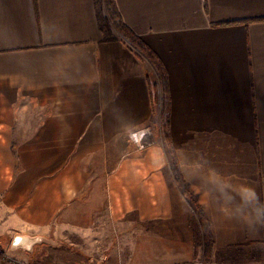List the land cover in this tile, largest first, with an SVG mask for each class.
I'll return each instance as SVG.
<instances>
[{
  "label": "crops",
  "instance_id": "0c3cea01",
  "mask_svg": "<svg viewBox=\"0 0 264 264\" xmlns=\"http://www.w3.org/2000/svg\"><path fill=\"white\" fill-rule=\"evenodd\" d=\"M116 3L142 49L104 40L94 0H0L4 252L196 264L209 231L215 258L264 261V0Z\"/></svg>",
  "mask_w": 264,
  "mask_h": 264
},
{
  "label": "rangeland",
  "instance_id": "374dc122",
  "mask_svg": "<svg viewBox=\"0 0 264 264\" xmlns=\"http://www.w3.org/2000/svg\"><path fill=\"white\" fill-rule=\"evenodd\" d=\"M115 33L117 34V32H115ZM158 95H159V93L156 90L155 96H157L156 97V104L157 105H156V110H155V114L153 116V120L151 122V125L148 127L147 130L143 131V134L138 133L139 132L138 131V132H135L133 135V137L135 139L133 142V146H134L133 152L134 153L147 152V150L150 147H152L153 145H157V123L159 121L158 119H160V118L163 119V116H164V113L160 114V109L163 108V102L161 103L159 101L160 99L162 100L164 95L160 96V98L158 97ZM140 132H142V131H140ZM136 138H138V139H136ZM208 229H210V228H208ZM199 232H201V231H199ZM205 235H206V232L204 231V234L200 235L201 238H199L198 243L200 245L198 247L199 253H198V259H197L196 264H228L222 258H215V256H214L215 241H214L213 248H211V251H210L211 254L207 255L208 250L206 251L207 241L205 240ZM10 246L12 247V243L10 244ZM32 250H33V248H32ZM48 253H49L48 258H52L53 261L58 262L60 264H92V263H95V261H97V258H92L90 260L88 259V261H84V259L78 257L75 254H72L71 252H68L67 250H65L61 246L51 247L48 250ZM245 255H246L245 259H243L244 263H242V264H264V261H257V259H259L260 256L256 255V253H253L252 251L250 253L245 254ZM44 258L46 259L45 256H44Z\"/></svg>",
  "mask_w": 264,
  "mask_h": 264
},
{
  "label": "trees",
  "instance_id": "16d2710c",
  "mask_svg": "<svg viewBox=\"0 0 264 264\" xmlns=\"http://www.w3.org/2000/svg\"><path fill=\"white\" fill-rule=\"evenodd\" d=\"M95 8L97 12V18L104 34V40L112 41L118 39L121 36L124 40L131 43L138 49H142L143 45L139 41V36L127 25L125 24L119 9L117 7L116 0H94ZM207 1H206V9ZM117 32L118 34H116ZM160 82L162 92L164 94L168 93V81L164 74L160 75ZM205 240L207 241L206 251L211 254V248H213L214 241L212 235L207 231L205 235Z\"/></svg>",
  "mask_w": 264,
  "mask_h": 264
},
{
  "label": "water",
  "instance_id": "95a60500",
  "mask_svg": "<svg viewBox=\"0 0 264 264\" xmlns=\"http://www.w3.org/2000/svg\"><path fill=\"white\" fill-rule=\"evenodd\" d=\"M40 242H41V239H38V238H32L29 236L18 235L12 241V248L13 249H24L27 251H31L33 246L36 243H40Z\"/></svg>",
  "mask_w": 264,
  "mask_h": 264
},
{
  "label": "built area",
  "instance_id": "2783aa9c",
  "mask_svg": "<svg viewBox=\"0 0 264 264\" xmlns=\"http://www.w3.org/2000/svg\"><path fill=\"white\" fill-rule=\"evenodd\" d=\"M0 255H3L5 257V260L11 264H30L24 260H21V259H18L16 257H13L11 255H8L7 253L4 252L1 245H0Z\"/></svg>",
  "mask_w": 264,
  "mask_h": 264
}]
</instances>
